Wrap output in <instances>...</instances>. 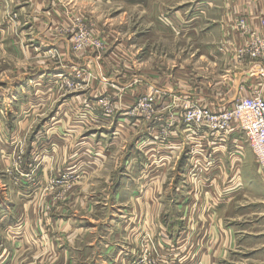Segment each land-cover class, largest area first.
Masks as SVG:
<instances>
[{
  "label": "rangeland",
  "instance_id": "rangeland-1",
  "mask_svg": "<svg viewBox=\"0 0 264 264\" xmlns=\"http://www.w3.org/2000/svg\"><path fill=\"white\" fill-rule=\"evenodd\" d=\"M204 1L0 0V199L12 197L14 181L17 189L25 185L23 189L32 191L36 213L55 215L65 196L81 191L79 197L84 196V202L72 204L71 214L79 209L76 218L92 228L101 260L105 257L102 250L112 243L126 219L119 213L130 207L136 210L132 197L153 195V189L143 183L148 172L141 170L131 154L156 142L147 164H165V156L155 151L164 154L181 149L177 159L165 166L168 180L160 188L162 202L156 206V217L167 231L171 218L176 217L178 223L181 215L174 212L170 195L185 194L181 179L188 163V146L184 135L182 146L175 142L180 141L184 125L173 123L174 116L197 104L196 100L203 105L215 96L219 100L235 95L227 82L229 75L237 78L233 68L237 51L230 53L232 61L227 57L233 65L204 72L193 69L205 64L209 37L192 33L187 37L189 26L184 22L186 15L202 16ZM157 20L162 28H157ZM178 69L190 70L189 74L182 72V77L189 75L194 82L191 98L159 85L161 79L170 82ZM202 87L209 90L202 91ZM208 93L211 96L206 102ZM219 104L209 107L218 108ZM60 149H65V154L70 149L81 150L76 173L68 160L61 158ZM75 177H82L76 186ZM106 177L109 183L102 181ZM122 179L129 180L126 186H121ZM243 199L246 204L248 199ZM138 204L146 211L153 205ZM242 204H237L238 215L241 208L245 211ZM245 212L240 222L249 226L251 218ZM258 212L257 222L264 227V208ZM59 227L57 224V231L49 234L55 243ZM110 228L115 229L108 234ZM0 232L4 234L1 228ZM41 235L38 232L35 237ZM184 239V246L190 249V240ZM155 242L151 236L143 240L145 257L138 262H152L148 252L155 247H160L158 253L164 258L170 257L169 250L163 251L172 247L169 239ZM0 243H4L2 239ZM243 254L249 262V254ZM38 258L32 262L38 264ZM89 260L80 264H95Z\"/></svg>",
  "mask_w": 264,
  "mask_h": 264
},
{
  "label": "crops",
  "instance_id": "crops-1",
  "mask_svg": "<svg viewBox=\"0 0 264 264\" xmlns=\"http://www.w3.org/2000/svg\"><path fill=\"white\" fill-rule=\"evenodd\" d=\"M204 2L201 5L202 16L189 14L186 15L184 22L189 26L186 32L187 37L191 33L209 37L203 55L205 64L193 68L194 71L203 72L221 69L230 64L227 57L232 61L230 53L242 47L251 32L258 35L264 33V0H207ZM156 26L162 28L160 21L157 20ZM236 57L234 55L233 68L237 78L229 75L227 84H230L236 96L238 91L245 94L257 91L264 98V77L259 76L257 69L254 70L251 60L248 58L240 60ZM182 72L189 74L190 70L178 69L170 82L161 79L159 85L180 92L179 95L182 98L184 96L191 98L193 97L192 78L189 75L182 77ZM143 77L146 80V76ZM202 88V91L209 90ZM235 95L228 98L220 97L219 100L215 96L209 101L211 94L208 93V98L205 100L209 101V104L203 105L214 106L220 101L222 104L219 105L223 106L230 103L236 97ZM196 102L199 104L198 100ZM183 135L181 133L180 141L178 138L175 142L181 145ZM206 142L208 143L207 152L213 159V167L193 177L188 175L190 166L188 159L181 179L183 186L186 185L185 194L182 197L176 194L170 195V201L175 203L174 212L180 213L181 216L178 218V223L175 221L176 217L169 220L168 231L164 228L165 226H162L160 218L156 217V206L162 202L160 188L164 187L168 180L165 166L177 159L176 155L181 152V149L168 150L164 154H161L163 150L155 151L157 154L160 153V156L164 155L166 159L165 164L158 165L146 162L150 158L149 155L154 152V149L156 150V142L142 149L132 150L131 155H134L131 158L140 162L141 170L148 172V177L143 180V183H147L148 189H153V195H148L144 199L131 198L136 203L134 204L136 210L130 207L126 213H119V216L123 219L126 216V219L123 220L122 226L118 227L121 228L119 232L114 233L116 235L112 243L106 244L107 249L102 250L105 257L101 260L98 256L100 252L95 251L94 232L90 230L92 228L89 226L87 228L84 220L76 218L79 209L71 214L72 204L84 202V196L79 197L81 191L75 190L67 197L65 196L58 214L49 215L45 212L39 215L38 211L37 213L34 211L35 196L30 193L32 191L28 188L23 189L26 188L25 185L17 189L13 181L12 197L9 200L0 199V228L4 231V234L0 232V239L4 242L0 243V264H35L32 259L39 256L38 259L41 260L37 259L38 264L43 262L50 264L53 261L54 264H66V262L80 264L88 259L95 264L96 262L132 264L145 257V255L142 256L143 240L150 236L157 243L167 238L172 246L163 249L164 252L168 250L171 252L169 258H164L165 256L158 253L162 251L160 247L153 248V252L150 248L148 254L153 256V261L156 260L158 264H264V227L259 226L257 222L259 208H264V180L254 156L243 140H239V133L236 130H231L224 141L207 138ZM237 144L241 146V149H237ZM64 150H59L61 158L68 160V166H72L70 169L76 173L80 167L78 153L81 150L75 152L74 149H70L66 151V154L63 153ZM69 155L74 156L69 158ZM142 160L145 161L141 162ZM92 172L94 171L89 173ZM81 179L82 177H75V186ZM102 181L109 183V178L106 177ZM127 181L129 180L122 179L121 186ZM174 187L177 192L179 188L177 181L174 182ZM247 193L249 196H245ZM241 198H247L248 202L245 204V200H240ZM143 201L153 204L150 212L139 207L138 202ZM238 203H243L240 208L245 204V211H248V216L251 218L249 226L240 222L242 214L246 212L241 208L242 214L238 215ZM65 205L68 208H63ZM209 207L213 210L209 211ZM42 212L43 209H41ZM112 219L116 223L120 222L119 219ZM57 224L61 228V233L59 232V240L56 244L49 234L57 231ZM114 229L106 230L109 234L113 233ZM15 230H20V233ZM38 232L42 234L39 239L35 237ZM185 237L191 242L190 249L184 246ZM243 253L249 254V262L245 260L247 258H243L245 257Z\"/></svg>",
  "mask_w": 264,
  "mask_h": 264
},
{
  "label": "built area",
  "instance_id": "built-area-1",
  "mask_svg": "<svg viewBox=\"0 0 264 264\" xmlns=\"http://www.w3.org/2000/svg\"><path fill=\"white\" fill-rule=\"evenodd\" d=\"M237 57L240 60H251L254 70L257 69L259 76L264 77V33L258 35L251 32L242 47L238 48ZM172 122L184 125L182 133L188 146L190 164L188 175L197 177L201 171L207 172L213 167V159L207 152V138L224 141L231 130H236L239 140H243L252 152L264 180V98L259 92L254 91L244 96L239 93L231 103L214 109L200 104L189 106L181 115H175ZM237 149H241L238 144ZM132 264L158 263L152 261Z\"/></svg>",
  "mask_w": 264,
  "mask_h": 264
}]
</instances>
